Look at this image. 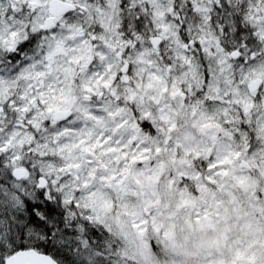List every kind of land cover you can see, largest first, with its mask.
<instances>
[{"label":"clouds","instance_id":"9594fccd","mask_svg":"<svg viewBox=\"0 0 264 264\" xmlns=\"http://www.w3.org/2000/svg\"><path fill=\"white\" fill-rule=\"evenodd\" d=\"M0 37V259L21 244L56 264L264 251V78L242 80L264 64V0H0ZM41 175L80 204L54 235L14 220L9 194Z\"/></svg>","mask_w":264,"mask_h":264},{"label":"snow or ice","instance_id":"6c2138e0","mask_svg":"<svg viewBox=\"0 0 264 264\" xmlns=\"http://www.w3.org/2000/svg\"><path fill=\"white\" fill-rule=\"evenodd\" d=\"M10 35L13 41H15L18 33L12 31ZM0 41H3L2 37H0ZM8 50L12 51L13 49L9 48ZM243 51V49H240L239 51H232L230 53L233 57H240L241 65H244L246 59L241 55ZM244 71L245 68H241V72L243 73ZM256 76L264 78V64L247 68V76H242V80H247L249 77ZM254 82H256L254 79L249 81V87H251V84ZM257 100H259V97H257ZM245 110L247 111V107ZM2 150L3 149H0V151ZM16 159H19V157H16ZM14 174L25 178V183L28 182L29 171L26 165L22 164L16 169ZM16 187H22V185H17ZM57 193H60V195H57ZM9 195L11 197L13 207L17 208V210L20 208H23L24 210V214H14V220L23 221L26 214L28 224L34 225L37 229H44V231L49 235H54L49 222H55L57 228L65 227L67 224L65 210L61 208V205H67L68 207L66 211L72 213L73 217H75V209L80 207L79 201H77L74 196H68L63 193L62 187L53 191L42 175L32 183L31 191L25 189L23 196H20L19 194ZM54 199L55 204L53 203ZM91 219L92 217L89 216L88 220ZM196 222L199 224V219H197ZM141 223H147V221H142ZM77 224L78 221L74 218L73 223L70 226L77 228ZM11 227L12 221L8 220L6 217L0 218V235L7 237L10 234ZM84 227H87V225H84ZM131 227L139 230L140 224L133 222ZM81 230L82 228H77V231ZM155 230L159 231L158 228ZM22 231L23 230L21 229V232ZM65 231H67V228H65ZM139 234L142 235V231L139 232ZM165 236L167 237L168 233H165ZM145 260L146 264H150L151 257L149 253H145ZM0 264H56V256L48 254L47 250L44 253H41L35 248H29L26 245L21 244L14 248L7 260L0 259ZM232 264H264V251L257 253L254 251L238 250Z\"/></svg>","mask_w":264,"mask_h":264}]
</instances>
